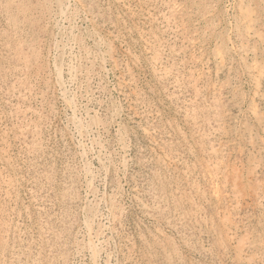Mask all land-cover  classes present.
I'll use <instances>...</instances> for the list:
<instances>
[{
    "label": "rangeland",
    "instance_id": "obj_1",
    "mask_svg": "<svg viewBox=\"0 0 264 264\" xmlns=\"http://www.w3.org/2000/svg\"><path fill=\"white\" fill-rule=\"evenodd\" d=\"M262 41L264 0H0V264H264Z\"/></svg>",
    "mask_w": 264,
    "mask_h": 264
},
{
    "label": "bare ground",
    "instance_id": "obj_2",
    "mask_svg": "<svg viewBox=\"0 0 264 264\" xmlns=\"http://www.w3.org/2000/svg\"><path fill=\"white\" fill-rule=\"evenodd\" d=\"M66 3V2H65ZM243 3V2H242ZM239 4V3H238ZM65 6V5H64ZM67 10V9H66ZM181 12V11H180ZM212 13V12H211ZM153 17V16H152ZM230 17V16H229ZM245 20V19H244ZM73 21V20H72ZM71 21V22H72ZM57 24H58V20H57ZM64 26V25H63ZM58 28H60V27H58ZM255 30V29H254ZM257 31V30H256ZM180 32V31H179ZM230 32V31H229ZM259 32V31H258ZM228 35V34H227ZM56 36V35H55ZM205 37V36H204ZM88 38V37H87ZM235 38V37H234ZM157 39V38H156ZM218 40V39H217ZM170 41V40H169ZM263 42V41H262ZM99 43V42H98ZM217 43V42H216ZM264 43V42H263ZM71 45V44H70ZM99 46V45H98ZM204 47V46H203ZM214 47V46H213ZM241 48V47H240ZM242 56V55H241ZM173 57V56H172ZM223 59V58H222ZM71 60V59H70ZM252 61V60H251ZM62 62V61H61ZM104 62V61H103ZM249 62V61H248ZM254 63V62H253ZM75 64V63H74ZM104 65V64H103ZM104 67V66H103ZM168 67V66H167ZM106 69V68H105ZM225 69V68H224ZM259 72V71H258ZM261 73H263L262 71H260ZM259 72V73H260ZM73 74V73H72ZM167 75V74H166ZM53 76V75H52ZM254 76V75H253ZM259 76V75H258ZM255 77H257V76H255ZM260 77V76H259ZM176 78V77H175ZM169 79V78H168ZM256 79V78H255ZM179 81V80H178ZM63 83V82H62ZM173 84H175V83H173ZM255 90V89H254ZM196 93V92H195ZM258 94V93H257ZM252 97V96H251ZM223 116V115H222ZM257 117H258V115H257ZM202 118V117H201ZM235 121V120H234ZM259 121V120H258ZM81 124V123H80ZM220 129V128H219ZM257 132V131H256ZM210 136V135H209ZM5 148V147H4ZM254 149V148H253ZM208 151V150H207ZM2 153V152H1ZM205 160V159H204ZM208 161V160H207ZM218 161V160H217ZM252 162V161H251ZM10 165V164H9ZM254 167V166H253ZM210 168V167H209ZM215 168V167H214ZM251 168V167H250ZM236 169V168H235ZM254 169V168H253ZM252 169V170H253ZM259 169V168H258ZM260 171V170H259ZM187 174V173H186ZM217 175V174H216ZM215 175V176H216ZM249 176V175H248ZM214 177V176H213ZM208 178V177H207ZM250 180V179H249ZM218 181V180H217ZM224 182V181H223ZM235 183H237L236 182V180L234 181ZM239 184H240V182H239ZM261 184V183H260ZM241 185V184H240ZM234 186V185H233ZM237 188H239L238 186H237ZM217 190V189H216ZM242 190V189H241ZM231 191V190H230ZM260 191V190H259ZM233 192V191H232ZM227 193V192H226ZM235 193V192H234ZM233 193V194H234ZM236 194V193H235ZM250 195V194H249ZM241 196V195H240ZM253 196V195H252ZM230 197V196H229ZM232 197V196H231ZM160 199V198H159ZM162 199V198H161ZM158 200V199H157ZM183 200V199H182ZM258 200V199H257ZM172 201V200H171ZM195 201V200H194ZM189 203V202H188ZM252 203V202H251ZM158 204V203H157ZM261 204V203H260ZM111 205V204H110ZM159 205V204H158ZM221 205V204H220ZM112 206V205H111ZM115 208V207H114ZM163 208V207H162ZM176 209V208H175ZM224 214V213H223ZM114 216V215H113ZM230 216V215H229ZM104 217V216H103ZM222 217H223V215H222ZM224 217H226V216H224ZM97 218V217H96ZM231 219V218H230ZM221 220V219H220ZM228 220V219H227ZM227 220H226V222H227ZM84 221V220H83ZM223 221H224V219H223ZM225 222V221H224ZM223 222V223H224ZM236 223V222H235ZM230 224H232V223H230ZM229 224V225H230ZM225 225V224H224ZM231 226V225H230ZM228 227V226H227ZM85 229V228H84ZM2 232V231H1ZM230 232H231V229H230ZM1 234V233H0ZM94 234V233H93ZM92 234V235H93ZM230 235V234H229ZM251 237V236H250ZM231 238V237H230ZM231 240V239H230ZM255 240V239H254ZM258 241V240H257ZM239 242V241H238ZM242 243H243V241H241ZM9 243V242H8ZM94 243V242H93ZM98 243V242H97ZM1 244V243H0ZM7 244V243H6ZM95 244V243H94ZM166 244V243H165ZM250 244V243H249ZM239 245H241V244H239ZM100 246V245H99ZM92 247V246H91ZM90 248V247H89ZM93 248V247H92ZM11 249V248H10ZM88 249V248H87ZM236 249H238V248H236ZM241 249V248H240ZM259 250V249H258ZM2 253V252H1ZM241 253V252H240ZM238 254H239V252H238ZM77 255V254H76ZM92 255V254H91ZM99 255V254H98ZM2 256V255H1ZM90 257H93L94 258V256H90ZM253 257V256H252ZM97 258V257H96ZM99 258V257H98ZM11 259V258H10ZM95 259V258H94ZM241 259V258H240ZM4 262V261H3Z\"/></svg>",
    "mask_w": 264,
    "mask_h": 264
}]
</instances>
